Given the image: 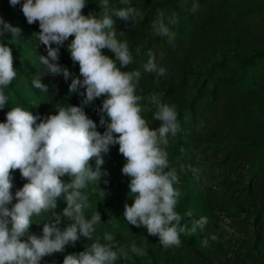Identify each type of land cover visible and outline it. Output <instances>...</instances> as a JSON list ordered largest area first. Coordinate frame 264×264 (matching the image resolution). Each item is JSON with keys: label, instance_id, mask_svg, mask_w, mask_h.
I'll return each instance as SVG.
<instances>
[{"label": "rangeland", "instance_id": "1", "mask_svg": "<svg viewBox=\"0 0 264 264\" xmlns=\"http://www.w3.org/2000/svg\"><path fill=\"white\" fill-rule=\"evenodd\" d=\"M23 2L13 7L9 0H0V17L20 29L15 37L11 32L5 33L0 42L13 41L9 46L14 67L22 73L18 72L5 89L9 100L2 112L23 106L44 118L57 114L56 108L61 106H79L83 97L69 93L71 77L65 81L62 74L52 76L44 72L39 56L47 52L37 35L39 22L27 23L21 11ZM87 2L82 9L84 15L99 12V0ZM129 2L139 13L135 21L113 17L116 30L124 32L119 38L129 42L134 56L133 63L122 70L141 72L137 94L144 97L140 101L145 108L142 115L150 127L159 125L152 119L155 107L148 100L151 94L157 93L164 102L176 106L181 128L168 138L169 166L178 175L180 183L176 187L187 198L182 206L189 227L191 220L200 217H207L208 224L203 231L198 228L195 234L187 235L179 248L164 249L158 236H151L146 228L127 224L124 217L117 216L118 212L124 213L125 203H133L129 196L130 177L122 174L126 160L119 153V145L110 146L103 157L101 170H106L108 175L86 190L92 204L86 214L90 217L97 210L102 223L96 229L103 235L112 233L126 250L132 241L143 243L146 238L157 264H264V0ZM170 2L178 17V23L172 27L173 44L152 30L157 10L173 13ZM194 2L199 4L195 13L191 11ZM110 3L124 6L120 0ZM72 39L69 37L61 46L59 63L80 77L79 64L73 63L68 51ZM137 47L141 49L139 55L135 51ZM251 49L261 53L251 59V64H241L240 60L250 55ZM149 50L167 68L166 77L158 78L155 73L144 71ZM102 52L114 59L108 49ZM36 78L48 86V92L32 86L36 93L33 92L31 85ZM13 91L24 101L16 100ZM103 99L84 105L86 114L101 133L106 130L99 123L98 110ZM33 105L37 106L32 108ZM91 164L95 167L94 160ZM196 168L200 169L199 179L193 176L192 169ZM12 175L19 176V170H14ZM57 203L55 211L60 213L66 203L62 198ZM189 211L191 218L185 215ZM109 219L112 223H107ZM43 221V216L34 217L32 225H42L35 223ZM65 224L63 221L61 227ZM32 225L30 232L42 235V230ZM204 238H209L208 246H203ZM66 255L61 254L62 260L45 256L40 264H63Z\"/></svg>", "mask_w": 264, "mask_h": 264}, {"label": "clouds", "instance_id": "2", "mask_svg": "<svg viewBox=\"0 0 264 264\" xmlns=\"http://www.w3.org/2000/svg\"><path fill=\"white\" fill-rule=\"evenodd\" d=\"M20 2L9 0L13 7ZM87 3L24 0L21 6L29 25L39 22L37 35L47 52L39 56L44 72L52 76L62 74L65 81L71 77L69 93H78L83 100L79 106L56 108L57 114L44 118L28 108L15 106L6 113V121L0 122V264H40L43 257L63 252L81 238L93 242L79 253L66 255L63 264H116L120 259H128L129 253L137 257L146 254V238L139 246L132 241L127 250L109 232L104 233L103 242L99 236L93 239L96 226L102 221L97 210L90 217L86 214L92 207L86 190L108 175L101 166L113 145H119V153L126 160L122 174L130 177L129 196L133 203H125L123 213L127 224L144 227L149 235L158 236L164 249L179 248L182 235L195 234L198 228L203 231L208 224L207 217H200L191 220L189 227L188 220L176 210L182 192L176 187L180 181L176 170L169 166L167 150L169 136H175L181 128L176 106L164 102L157 93L151 94L148 100L155 107L152 119L159 125L150 127L142 115L145 108L140 101L144 97L137 94L141 72L122 70L133 63L134 56L129 42L119 38L124 32L116 30L113 17L135 21L138 11L129 0H120L123 7L113 6L110 0H99V12L84 15L82 9ZM198 9L199 4L194 2L191 11ZM177 23L176 13L157 10L152 30L173 44L172 27ZM8 32L15 37L20 29L0 17V37ZM69 37L74 39L68 51L73 63L79 64L83 79L59 63L60 48ZM12 42H0V109L9 100L5 89L19 72L9 46ZM103 49L113 53L114 59L103 54ZM135 51L139 55L141 49L137 47ZM143 68L158 78L168 75L167 68L151 50ZM32 86L48 92V86L38 78L33 79ZM100 97H104L98 110L99 123L106 128L103 133L97 131L96 122L84 110V105ZM17 169L27 182L13 194L12 173ZM192 172L199 179L200 169ZM65 176L67 181L62 179ZM60 198L66 207L57 213ZM185 215L191 218L192 212ZM41 216L44 221L35 224H42V235L31 233L33 218ZM65 219L67 223L61 227ZM211 240H216V236H211ZM202 244L208 246L209 238H204Z\"/></svg>", "mask_w": 264, "mask_h": 264}, {"label": "trees", "instance_id": "3", "mask_svg": "<svg viewBox=\"0 0 264 264\" xmlns=\"http://www.w3.org/2000/svg\"><path fill=\"white\" fill-rule=\"evenodd\" d=\"M170 7L174 13H177V10H176V8L172 2H170ZM260 53H261V51L258 49H251L250 55H248L244 59L240 60L241 64H243V65L251 64V59ZM19 73H21V72H19ZM21 75H22V73H21ZM31 89L33 90L34 93H36V91L33 89L32 85H31ZM12 93L15 96L16 100L21 101V102L24 101V99L21 96H19L18 92L13 91ZM2 111L3 110L0 109V122H5L6 121V113H4ZM26 182L27 181L25 179H23L21 177V175H19L17 177L15 176L14 181H13L14 187L11 190L13 192V194H15V192L18 189L22 188L23 184ZM186 200H187L186 196L182 193V196L180 197V200H179V203L177 206L178 212L182 216H184L182 203ZM14 202H16V201L14 200ZM117 216L123 217V213L118 212ZM64 222L67 223V220L65 219ZM32 227L42 230V225H32ZM97 236H99L101 238V241L103 242V234L98 229H96V232L94 233L93 239H95V237H97ZM186 236L187 235H182L181 241H185ZM92 242L93 241H91V240H85L84 238H81V240L78 241L75 244V246L68 245V246H66V248L63 252H57V253L51 255V258L54 260H62L61 254L79 253V252L84 250V246H87V245L91 244ZM136 243L138 244V246L143 244L141 242H136ZM144 247L146 248V254L144 256L137 257V256L129 253L128 259H120L116 262V264H157L156 257L154 255L151 247L148 245H144Z\"/></svg>", "mask_w": 264, "mask_h": 264}]
</instances>
